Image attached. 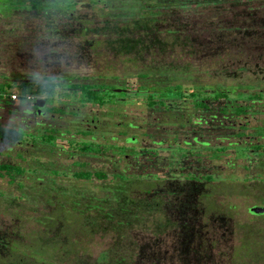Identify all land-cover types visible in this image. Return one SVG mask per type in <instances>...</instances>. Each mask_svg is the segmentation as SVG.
I'll list each match as a JSON object with an SVG mask.
<instances>
[{
	"label": "rangeland",
	"instance_id": "obj_1",
	"mask_svg": "<svg viewBox=\"0 0 264 264\" xmlns=\"http://www.w3.org/2000/svg\"><path fill=\"white\" fill-rule=\"evenodd\" d=\"M24 3L0 1V83L5 84L0 92L18 93L26 106L0 111V137L6 129L21 134L17 144L0 140V163L15 165L11 177H0V264H208L200 258L204 254L213 264H264V214L249 212L253 206L264 207V97L256 102L247 97L264 93V0H80L69 8L47 11H32ZM153 16L154 26L135 28L134 21ZM59 79L127 84L134 91H162L175 83L209 84L214 89L234 86L233 93L242 94L235 102L248 110L244 118L229 117L227 112L224 119L217 113L219 103L232 105L234 97L208 101L213 110L173 100L147 109L140 95L133 108L123 111L122 126L118 125L122 111L115 117L117 112L107 107L60 111L56 123L69 128L75 138H83L75 131L92 129L91 120L96 119L103 125L95 132L97 141L103 134L112 143L129 146L125 139L135 137L140 144H134V153L137 146H153L161 157L183 162L179 163L183 170L164 162L162 171L153 160L134 168V184L127 189L131 193L139 189V196L144 190H158L157 196L145 198L147 203L157 201L154 209H142L121 220L120 226L101 222L90 232L81 220L101 211L84 206L111 200L119 180L83 181L65 172L79 170L77 160H85V169L91 172L119 171L124 161L114 166L121 158L109 151L100 159L80 158L77 151L66 152L69 137L59 138L55 147L52 135H30L32 119L23 116L41 98L38 86ZM17 81L32 83L14 87ZM59 90L56 86L43 95L45 109L54 103L72 110L82 107L81 94L78 101L73 93L65 96L67 100ZM26 94L33 100H25ZM73 112L78 113L76 118ZM127 122L134 128L127 129ZM185 132L225 147V154L211 158L212 151L200 148L190 158L180 159L177 152L171 157L172 139L183 141ZM234 150L245 159L253 156L237 159ZM139 155L138 160H144L147 154L140 149ZM186 171L212 175L213 183L187 184ZM157 172L159 178L148 179L146 174ZM131 198L137 200L133 194ZM71 200L78 202L76 212L68 213ZM112 207L117 209L112 202L105 210ZM187 220L195 235L189 236L182 226ZM243 245L249 250L243 251Z\"/></svg>",
	"mask_w": 264,
	"mask_h": 264
},
{
	"label": "trees",
	"instance_id": "obj_2",
	"mask_svg": "<svg viewBox=\"0 0 264 264\" xmlns=\"http://www.w3.org/2000/svg\"><path fill=\"white\" fill-rule=\"evenodd\" d=\"M11 1H19L21 4H22V2L24 3L27 1L28 7L30 10H32V11H35V10L47 11V9H49V8L52 10H57V9L61 8V6L69 8L70 6H72V4H75L80 0H23L22 2H21V0H11ZM91 1H95V0H91ZM168 1H171V0H168ZM175 1H177V0H175ZM58 2H65V3L62 4V3H58ZM172 2H173V0H172ZM171 5L174 6V4H171ZM24 6H26L25 3H24ZM173 6H171V7H173ZM61 9H64V8H61ZM139 20L140 21H134L135 28H144V29L147 27L151 28L152 26H154L155 22L157 21V19H155L154 16L151 18V20H147L146 17L139 19ZM86 30L87 29H83V31H86ZM127 47H129V46L127 45ZM122 48H126V47H122ZM147 77H149V76L147 75ZM147 77H144V78H147ZM45 79H51V78L45 77ZM29 83H32V82L31 81H29V82L17 81L15 84H13V86L22 88L23 86H25L26 84H29ZM13 86H11V87L9 86V87L12 88ZM56 86H59L60 93L62 91H64V94H66V96H68V97H69V94L73 93L75 95V98L73 100H76V101H78L77 96L79 94H81L83 96V99H81L79 101V103L81 105H88L89 104V105H93V106H96V105L105 106L106 104L111 103L113 100L112 99L113 96H110L107 93H111L113 91L118 92L117 89L112 90L111 88H116L119 85H114V84H110V83L93 84V83H88V82H85V83H68L67 84L66 82L64 83L62 80L59 79V82H57V83H52L50 85H44V84L39 85L37 90L40 93L41 98H44L43 95H45V93L48 95L49 92L53 91L54 87H56ZM193 87H195L196 89H194ZM234 91H236L234 86H226V87H223L221 89H214L209 84H202V83H196V84H192V85H182V84H176L175 83L174 86L166 87L162 91H154V90L150 91V90H145V89H142L139 91L138 90L134 91V89H132L133 96L136 95V97L133 98V106L135 104V100H140L139 97H137V96L142 95L144 100H141V101L144 102L143 104L147 107V109L154 107L156 104H160V105L164 106L166 104V101L173 100V101L183 102V103L190 102L191 106L199 107L200 110L203 108L206 110H213L212 104L208 103V101H214L215 103H217V102H222L224 100L230 101V99L234 97V99H233L234 104H232V105H229L227 103H219L221 105H219V107L217 109V113H220L224 119L226 116L225 114H228V113H229L228 114L229 117H232V118H241V117L244 118L246 116L248 107L242 106L241 104H239V103L237 104L235 102L236 101L235 97L239 93H233ZM9 92H0V97H4L5 95L8 96L9 94H11ZM6 93H8V94H6ZM18 96L20 97L19 94H18ZM239 96L242 97V94H239ZM247 97L253 102L254 101L255 102L261 101L262 98L264 97V93L259 92V93H255L253 96H247ZM213 116L211 117L212 118L211 121L208 120L209 122H211V124L214 123L215 117H213ZM208 121L206 120L204 122V124H206ZM20 136H21V134H20V132H18V130L6 129L5 131L3 130L1 132L0 140L9 141L10 143L15 144L19 140ZM182 136L184 139L183 141H179L178 139H172L170 146L168 147V149L171 150V157H173V154L177 152V154L180 155L179 156L180 159L190 158V157L194 156L193 154H197V153H195V151H197L200 148L212 151L213 153H212L211 158H216V157L221 156L222 154H225V150H226L225 147L211 146L210 141L203 140L202 137H194V136L191 137V136H188L187 132L182 133ZM130 140L132 142H134V144L135 143L140 144L138 139L135 137H132ZM241 144L244 146L250 145L248 143H241ZM236 146H238V145L236 144L233 147H236ZM254 146L260 147V145H254ZM139 147L140 146H138V150L135 153V154H137V157H135L136 160H134L136 163L134 168L137 169V167H139V165L141 163L146 162L147 160H149V162H152L151 160H153L154 165L156 164V166H161L163 164L164 159H162L161 157H158V152H157L158 149H156L154 147H143V148L142 147L139 148ZM96 148L97 149L95 151L103 150L102 152H104L105 151L104 149L106 147H104V145H101L100 148L99 147H96ZM242 148H243V146H242ZM140 149L143 150V152L147 154L146 158L144 160H138V158L140 157V155H139ZM215 149H216V151H215ZM245 149H246L245 152H248V153L250 152L249 148H245ZM81 150L83 152H91L93 149L89 143L83 142ZM233 153L237 157V159L240 158L242 160H250V157L253 156V155H251V156L248 155L249 158L245 159L244 157H241L240 154L237 153L235 150L233 151ZM236 154H238V155H236ZM168 160H169L168 161L169 162L168 168L172 167L173 164L176 163L174 165L179 166L180 170H183V168L179 164V163L182 164L183 162H181L179 159H177V157H176V159H169L168 158ZM14 166L15 165H12V164L0 163V177L4 176L5 174H8L7 176L11 177L10 176L11 169L14 168ZM146 175H147L148 179L155 178L153 175H150V174H146ZM74 177L81 178V179H83V181H90L93 179L100 181V180L105 179L106 176L103 172L91 173V172L80 171L79 173L75 174ZM183 178L187 179L186 180L187 184L188 183H195V184H197V186L201 184V181L205 182L206 184H211V183H213L211 181L214 180L212 175H206L203 173H198L197 175H194L191 171H189V172L186 171L185 174L183 175ZM155 180H158V179H155ZM119 182H116L117 185L113 186L116 188L114 189L111 200H108V199L96 200V201L94 200L96 203H89V204L85 205L87 207L84 206V208H86L88 210L99 209L101 211V215H99V216L98 215H91V216L89 215V216L85 217V219H84L85 221L81 220V221L85 222V224H86L85 226H88V229L90 232L95 230L96 229L95 225H99L101 222H104L106 225H108L110 223L112 224L113 222H117L116 225L120 226L121 220H128L131 218L132 215L136 216L137 212L139 213L142 209L144 211L149 210V209H154L152 206H155L154 204H156L157 201H153V202L149 201L147 203L145 201V198L148 195H152L153 197L157 196V193H159L158 190H154V188H153V191H155L156 193L150 192V190H146V191L144 190V191H142L141 196H139L140 193H136V190H139V189H136L135 192H132V193H131L132 189L131 190L127 189V186L132 188V185L134 184L133 178L132 179L119 180ZM172 183L174 184V181H172ZM148 184H150V183H148ZM171 184H169V185H171ZM143 188L145 189V187H143ZM171 188L178 190V188L177 189L174 187H171ZM143 193L145 195H143ZM130 194L131 195L133 194L137 198V200H132ZM112 202H114L115 205H117V209L115 210L112 207L111 210L106 211L105 208L109 207L112 204ZM77 203L78 202H76L75 200H73V201L71 200V203H68V205L70 206L68 209H66L68 211V213H73L76 210ZM112 211H113V213H112ZM80 214L82 215V212ZM163 214L164 213H162V217L165 220L167 217ZM159 221L162 222V219L161 220L159 219L158 222ZM198 221H199V219H198ZM190 223H192V222H190V221L188 222V220H187L185 222V224L182 226L186 227L188 230V233L190 234L189 236H192V235H195V233H194L195 231L193 229V226L190 225ZM196 236L199 240H201L200 236L198 235V232H197ZM245 248H247L249 250L248 246H246V245H243V247H241L242 250ZM200 258H203L208 264H213L209 260V257L205 254L203 256L201 255Z\"/></svg>",
	"mask_w": 264,
	"mask_h": 264
},
{
	"label": "flooded vegetation",
	"instance_id": "obj_3",
	"mask_svg": "<svg viewBox=\"0 0 264 264\" xmlns=\"http://www.w3.org/2000/svg\"><path fill=\"white\" fill-rule=\"evenodd\" d=\"M65 83V82H64ZM68 84V82H67ZM112 90H119L118 92H111V93H107L109 94L110 96H113V100L111 103L109 104H106L105 106H98L100 108H104V107H107V108H110L109 111H116V115H120L123 113L122 117L120 118L121 121H118V125L119 126H122V120L123 118L126 117V113H124L123 111H128L130 108H133V92H132V89H131V86H128L127 84H124V85H121L120 87H116V88H111ZM64 96V98H66V94L64 93H60ZM69 98V97H68ZM45 102H44V105L42 107H35L32 108L31 110H29L30 114L29 115H24L23 117L25 118H31L32 120H29L30 123H32L34 125V131L32 134L30 135H33V134H36V133H39L40 135H43V134H49V136H54V143H55V147L57 146L56 142L57 140L60 138V139H65L64 137H69V138H66L65 139V142H66V147H67V150L66 152H69V153H74V152H78L80 155V158L81 156L84 157V155H91V156H94V157H97V158H101L103 155H105V153H107L108 151L109 152H112L111 155L114 156L115 158H121L120 160L118 159L117 161H115L114 163V166H118L117 164H121V162L124 161V166L119 170V171H115V172H105L103 170H96V171H89L86 168L87 164H86V161L85 160H77L75 163L76 166L79 167V170L77 171H67L65 172L68 173V174H71L72 176H74L75 174L79 173L80 171L82 172H91V173H96V172H103L105 174V178H111V179H115V180H123V179H132L133 176L135 175L134 173V159L135 157H137V154L134 153V142H132L130 139L132 137H129V138H126L125 139V143L126 144H130L129 146H126V145H118V144H115V143H112L111 140L109 139H105L103 134H100V140L97 141V137L95 135V132H99L101 131V127L100 126H103V125H99V121L96 120V119H92L91 120V128L92 129H87L84 130V131H80V130H76L75 132L78 133V134H82L83 138H75V135H71L70 134V129L69 128H61L60 125H58L56 122V115L60 112V111H82L81 109H85L87 105H82V107L80 108H77V109H74L72 110L71 108L67 109L64 107V105H60L59 103H54V104H51L50 106H48L47 109H45L46 107V99L45 98H42ZM67 99V98H66ZM67 100H70V99H67ZM62 103V102H61ZM80 104V103H79ZM81 105V104H80ZM89 105V104H88ZM25 111H28V110H25ZM119 111H122V113H119ZM73 114H76V112H73ZM78 114V113H77ZM75 115V116H72L74 118H76L78 115ZM65 115V114H63ZM59 118H62V116H60ZM58 118V119H59ZM96 120V121H95ZM32 125V126H33ZM125 126L126 128L128 129H133L134 128V124L132 122L130 123H125ZM90 127V125L88 126ZM61 130L63 131H68L67 133L68 134H64ZM22 131V130H21ZM85 136H90L89 139H84ZM71 140H74V141H71ZM115 140V139H114ZM5 142H9V141H5ZM78 142H81V143H89L90 146L92 147V151L91 152H83L81 150V147H79V144ZM10 143V142H9ZM70 143V145H69ZM80 143V144H81ZM17 144V143H15ZM74 146H72V145ZM101 145H104V147H106L104 150V152H102L103 150L101 151H95L97 148L96 147H99ZM158 145H161V142L158 144ZM44 147L48 148V145L45 144ZM54 147V148H55ZM78 147V148H77ZM149 147H153V146H149ZM54 148H51V152L49 153H52V150ZM63 150V149H62ZM136 150H138V146L136 148ZM171 155V153H170ZM72 156V155H71ZM149 156V155H148ZM82 157V158H83ZM150 157V156H149ZM158 157H161L160 155H158ZM162 159H164L163 163L164 162H167L169 163L168 161V157H164L162 156L161 157ZM170 159V158H169ZM165 165H161L159 166V170H162L164 171L165 168H164ZM174 166V164H173ZM169 167V165H168ZM66 174V175H68ZM171 174H173L171 172ZM95 175V174H94ZM57 175H55L54 177H57ZM153 176L155 178H159V173H153ZM75 179H78V180H83L81 178H76V177H73ZM93 179V178H92Z\"/></svg>",
	"mask_w": 264,
	"mask_h": 264
},
{
	"label": "crops",
	"instance_id": "obj_4",
	"mask_svg": "<svg viewBox=\"0 0 264 264\" xmlns=\"http://www.w3.org/2000/svg\"><path fill=\"white\" fill-rule=\"evenodd\" d=\"M0 85H5V84L0 83ZM13 92L14 91H10L9 93H13ZM22 109H26V106L24 103H21V97H19V99L15 102L10 101L8 96L6 95L4 97H0V111H21Z\"/></svg>",
	"mask_w": 264,
	"mask_h": 264
},
{
	"label": "water",
	"instance_id": "obj_5",
	"mask_svg": "<svg viewBox=\"0 0 264 264\" xmlns=\"http://www.w3.org/2000/svg\"><path fill=\"white\" fill-rule=\"evenodd\" d=\"M119 91V90H118ZM44 100L42 98H39L35 101L34 106L35 107H42L44 105ZM249 212L254 215H263L264 214V207L261 206H253L249 209Z\"/></svg>",
	"mask_w": 264,
	"mask_h": 264
},
{
	"label": "built area",
	"instance_id": "obj_6",
	"mask_svg": "<svg viewBox=\"0 0 264 264\" xmlns=\"http://www.w3.org/2000/svg\"><path fill=\"white\" fill-rule=\"evenodd\" d=\"M8 98H9L10 101L15 102V101H17L19 99V96H18L17 93L13 92V93H11V94L8 95ZM25 100L32 101L33 100V97H31L30 95H26L25 96Z\"/></svg>",
	"mask_w": 264,
	"mask_h": 264
}]
</instances>
